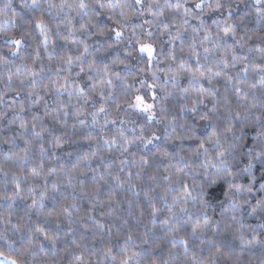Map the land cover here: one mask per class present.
Masks as SVG:
<instances>
[{
  "label": "clouds",
  "instance_id": "obj_1",
  "mask_svg": "<svg viewBox=\"0 0 264 264\" xmlns=\"http://www.w3.org/2000/svg\"><path fill=\"white\" fill-rule=\"evenodd\" d=\"M0 253L264 264V0H0Z\"/></svg>",
  "mask_w": 264,
  "mask_h": 264
},
{
  "label": "snow or ice",
  "instance_id": "obj_2",
  "mask_svg": "<svg viewBox=\"0 0 264 264\" xmlns=\"http://www.w3.org/2000/svg\"><path fill=\"white\" fill-rule=\"evenodd\" d=\"M137 2H139V0H137ZM40 23H41L40 21H37V24H40ZM230 30H231L230 28L226 27L224 29V32L228 33ZM116 35H120L119 30L116 31ZM15 43L18 45L20 43V41L17 40V41H15ZM139 47H140L141 51H144V52L147 53L148 57H151L153 55L154 48H153V46L151 44H148V43L140 44ZM245 71H246V69H245ZM109 83H110V81H109ZM60 86L63 87V85H60ZM136 100L138 102V104H137L138 107H145V108H151L152 107L151 104L145 103L144 98L141 97V96H137ZM101 110H103V109H101ZM17 187H19V185H17ZM0 255H3V254L0 253ZM12 264H16V261L13 260Z\"/></svg>",
  "mask_w": 264,
  "mask_h": 264
}]
</instances>
